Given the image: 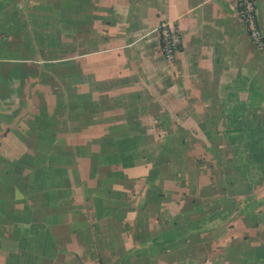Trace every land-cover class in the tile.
Here are the masks:
<instances>
[{
  "label": "crops",
  "instance_id": "crops-1",
  "mask_svg": "<svg viewBox=\"0 0 264 264\" xmlns=\"http://www.w3.org/2000/svg\"><path fill=\"white\" fill-rule=\"evenodd\" d=\"M237 2L0 0V264H264V44Z\"/></svg>",
  "mask_w": 264,
  "mask_h": 264
},
{
  "label": "built area",
  "instance_id": "built-area-1",
  "mask_svg": "<svg viewBox=\"0 0 264 264\" xmlns=\"http://www.w3.org/2000/svg\"><path fill=\"white\" fill-rule=\"evenodd\" d=\"M237 12L245 25L251 41L257 45L264 44L263 35L257 21L256 0H238ZM160 49L165 60H173L179 51L181 38L177 27L166 21L159 24Z\"/></svg>",
  "mask_w": 264,
  "mask_h": 264
}]
</instances>
